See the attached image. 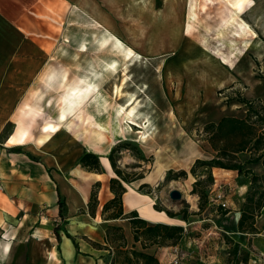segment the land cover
I'll list each match as a JSON object with an SVG mask.
<instances>
[{"label":"rangeland","instance_id":"1","mask_svg":"<svg viewBox=\"0 0 264 264\" xmlns=\"http://www.w3.org/2000/svg\"><path fill=\"white\" fill-rule=\"evenodd\" d=\"M235 1L192 0L198 16L191 23L190 31L186 29V23L191 0L52 1L46 15L39 17L40 27L34 34L42 42L43 65L34 81L32 96L27 100L31 109L18 114L16 124L6 127L0 142L5 147L16 129L15 125H21L30 129L32 135L22 128L14 135L26 134L22 142L28 141V146L44 160H74L83 154L85 147L96 150L94 153L98 156L105 155L111 146L107 154L109 157L114 149L112 167L119 169L127 180H134L161 166V162H168L169 147L176 157V162L172 163L175 168L184 166L188 172L186 176L180 175L184 169L174 168L164 175L155 187L156 209L164 210L168 216L167 211L177 214L173 217L176 223L180 220L189 223L199 216L200 204L204 208L209 204L213 183L206 182L207 166L197 165L196 161L192 164L196 144L191 138L199 131H190L183 126L184 115L181 112L187 105L192 106L191 101L196 105L208 95L227 100L225 96L229 92L222 91L237 74L244 80L237 82V89L229 90L233 97L237 90L243 92L250 86L254 78L264 84V0H241L236 11L233 10V30L228 29L223 36L211 41L212 44L218 39L226 43L234 41L236 46L249 45L248 49L239 48L235 67L225 65L226 69L221 71V59L211 62L205 58L203 49L207 46L204 39L222 26L221 21L230 9L229 2L233 4ZM177 28L180 31L175 39L176 31L173 29ZM115 35L137 51L136 58L126 59ZM104 36H108V44L104 43ZM186 58L198 59V63L195 62L196 66L188 65L189 70L184 67ZM203 61L205 65L197 66ZM213 69L219 70L214 76L224 77L222 86H219V79L215 81L213 76L204 73ZM190 73L197 74L192 76ZM92 77L101 87L107 106L101 109L91 100L95 96H85L78 100L80 112L74 119H69L65 136H62L65 133L59 134V129L44 132L48 123L58 126V110L67 91L81 84L80 79ZM134 100L131 107L137 109L134 111L136 122L131 125V131L113 137L112 129L116 122L125 131V124L129 123L118 114V105L128 106L127 103ZM100 125L107 130L102 131ZM142 128L146 129L143 136L139 134ZM47 136L51 137L49 141H41ZM192 168H195L194 173ZM198 179L204 181L197 187V190L205 191L202 199L193 192ZM173 189L183 193L182 199L170 197ZM262 190L264 185L261 181L253 182L246 197L255 193L256 198ZM184 216L186 220L182 219ZM208 223L213 225L211 221ZM202 227L192 230L183 227V236L168 239L161 247L179 246L183 254L181 264H264V237L255 240L251 251L246 249L248 262L244 263L240 262L244 254L239 253L238 245L227 234L218 228L219 234L205 231L208 235L204 236ZM165 253H160V262L171 264ZM107 258L112 264L113 254ZM116 264H123L122 256Z\"/></svg>","mask_w":264,"mask_h":264},{"label":"crops","instance_id":"2","mask_svg":"<svg viewBox=\"0 0 264 264\" xmlns=\"http://www.w3.org/2000/svg\"><path fill=\"white\" fill-rule=\"evenodd\" d=\"M52 1L54 0H0V138L6 127L16 124L18 114L27 113L31 109L27 100L32 96L34 81L41 73L43 65L42 42L34 34L40 27L39 17L46 15ZM240 1L236 0L233 4L229 2L230 9L221 21L222 26L216 33L204 39V45L212 51H220V59L223 61L221 71L226 69L225 65L235 67L239 60V48H249L246 43L236 46L234 41L226 43L217 39L214 44L211 43L212 40L223 36L228 29L233 30V10L236 11L239 4L237 2ZM190 9L186 23L188 31L198 16L192 0ZM173 31H176V39L180 29ZM197 60L184 59V67L196 66ZM203 65L204 61L197 66ZM217 71L219 70L213 69L204 73L213 76L215 81L221 79L219 86H222L224 77L214 76ZM190 74L195 76L197 73ZM243 80L238 74L235 75L228 84L230 88L225 92L232 94L231 90L237 89V82ZM80 86L81 84H78L67 91L58 110L59 122L56 124L66 127L67 130L69 118L74 119L80 112V100L74 96V89ZM241 93L248 100L264 99V84L254 78L250 86ZM92 96H95V92L90 90L86 97ZM191 103L192 106L187 105L181 113L184 115L183 126L190 131H199V134L191 138L196 144V151L192 154L193 164L197 159L209 160L217 154L206 135L202 133L204 126L209 122L217 123L224 116L244 118L247 115V107L236 99L227 101L211 98L210 95L205 96L201 103ZM63 113L66 115L65 120L61 119ZM20 126L15 125L16 129L10 137L19 128L29 131V135H32L30 129ZM65 135L66 133L62 136ZM28 143L25 141L7 144L0 154V264H107L110 249H113L112 239H106L110 226L122 229L129 248L134 247L155 254L158 258L161 252H167L171 260L173 246L164 248L152 245L143 249L141 242L135 241L130 221L132 212H136L138 217L149 225L178 224L186 230L203 225L204 236L211 232L219 234L216 229L220 228L219 230L227 234L242 250L251 251L255 240L264 237V207L256 218V232H242L239 229L246 193L252 183L251 174L214 167L212 173L215 179L212 189L218 185L228 189L229 208L219 210L208 204L199 216L189 223L181 220L176 223L164 210L156 209L155 202L156 185L176 166L172 164L176 162V157L169 147L168 162H161V166L126 182L112 167L107 154L111 146L107 148L105 155H99L101 171L95 172L84 168L80 162L84 153L96 152L94 149L85 147L83 154H79L74 160H44L34 153ZM262 152L264 153V149ZM237 156L245 170H251L258 176L264 175V156L255 162L250 161L254 156L252 151H242ZM159 169L164 172L162 177L159 176ZM178 169L188 172L184 166L175 168ZM113 178L121 180L126 188L122 196L124 214L120 218L107 215L109 212L103 214L105 204L115 197L111 190ZM194 180L195 178L192 182ZM94 192L96 197L92 199ZM61 205L63 216L60 215ZM210 221L212 226L208 223Z\"/></svg>","mask_w":264,"mask_h":264},{"label":"trees","instance_id":"3","mask_svg":"<svg viewBox=\"0 0 264 264\" xmlns=\"http://www.w3.org/2000/svg\"><path fill=\"white\" fill-rule=\"evenodd\" d=\"M230 88L227 87L222 92ZM221 92V93H222ZM227 101L236 99L246 104L247 115L244 118H238L235 116H224L219 122H209L204 126L203 132L206 138L212 144L217 154L214 158L209 160L197 159V165L207 166V183H214V176L212 169L214 167H220L225 169L238 170L239 173L251 174V181H261L264 185V175H255L251 170H245L243 164L239 160L237 154L242 151H252L254 156L250 161L255 162L260 160L264 153V100L258 98L254 100H248L242 96L241 91L237 90L235 97L232 94H226ZM113 151L109 155V159L113 165ZM259 153V154H258ZM82 166L90 171H101V163L99 156L94 152H87L80 158ZM115 169V167H114ZM191 171L194 173L195 168ZM115 172L124 181L126 178L122 177L121 171L115 169ZM180 175H187V171L184 170ZM202 179H198L195 182L194 193H198L202 199L205 196V191L197 190L198 186L203 184ZM111 190L115 193V197L107 202L104 206L103 214L109 212L107 215L113 218H120L124 214L122 196L126 191V188L122 184L121 180L117 178L111 179ZM96 197V192L93 193L92 199ZM247 203L243 206L242 216L239 221V229L242 232H256V218L260 215L262 208L264 207V190L260 191L258 197L255 198V193L248 194L246 197ZM209 201V198H208ZM204 209V206L200 204V211ZM169 216L175 217L177 214L167 211ZM60 215L63 216V206L61 205ZM182 219L186 220L184 216ZM130 221L132 223L133 234L135 241L141 242L143 249H146L152 245L161 246L166 240L176 239L185 234L184 228L179 225H168L158 223L155 225H149L144 219L139 218L136 212H132L130 215ZM106 239L111 240L113 249L109 246H105L110 249V255L113 254L112 264H116L120 256L123 257V264H162L159 258L155 254H150L145 251L138 250L136 248H129L127 242L122 233V229L119 227L110 226L107 229ZM238 245V244H237ZM100 246V245H99ZM240 254H244V257L240 259V262H248V253L246 250H242L238 245ZM235 252L237 256V252ZM110 264V263H107Z\"/></svg>","mask_w":264,"mask_h":264},{"label":"bare ground","instance_id":"4","mask_svg":"<svg viewBox=\"0 0 264 264\" xmlns=\"http://www.w3.org/2000/svg\"><path fill=\"white\" fill-rule=\"evenodd\" d=\"M238 3H240V2H237V4ZM245 25H246V23H244ZM247 26V25H246ZM109 35H111V34H108V36ZM108 36H104V39H103V41H104V43L105 44H108L107 42H108ZM115 40H116V42L119 44V46H120V48H121V50L124 52V54H125V56H126V59L128 60V61H130L133 57L134 58H136L135 57V55H136V53H137V51L132 47V46H130V45H128V44H125V42H123L122 40H121V38H119L118 36H116L115 35ZM101 41H102V39H101ZM111 46V45H110ZM107 47H109V46H107ZM115 47V46H114ZM117 47V46H116ZM113 48V47H112ZM87 49V48H86ZM203 52H204V54L206 55V59L207 60H209V61H215V60H218V59H220L219 57H220V55H219V53H220V51H217V52H215V51H213V52H211L210 50H209V48L208 47H205V49H203ZM139 56V55H138ZM133 58V59H134ZM132 61H134V60H132ZM223 62V61H222ZM116 63V62H115ZM139 63V62H138ZM116 65V64H115ZM125 67V66H124ZM186 68L187 69H191L188 65H186ZM106 69H108V68H106ZM110 69V68H109ZM124 71V70H123ZM126 71H124V73H125ZM97 73H98V71H97ZM129 73V72H128ZM126 74V73H125ZM123 75V74H122ZM127 76H128V74H127ZM88 78V77H87ZM100 80V79H99ZM80 81H81V86L80 87H77V88H75L74 89V96H75V98L77 99V100H83V98L86 96V94L91 90V91H93V92H95V98L93 97L91 100H94L95 101V103L99 106V107H101V109H103V108H105L106 106H107V100L102 96V92H101V87H99L98 85H97V83H96V81L94 80V78L92 77V78H89L88 80H86V79H80ZM128 83V82H127ZM220 83H221V80H219V85H220ZM121 86V85H120ZM123 89L121 90V94L123 93ZM132 95H134V94H132ZM126 96V95H125ZM135 96V95H134ZM130 98V97H129ZM128 98V99H129ZM134 98V97H133ZM138 99V97H136L135 98V100H137ZM135 100L134 101H130V103H127L128 104V106H125L124 104H119L118 105V109H117V112H118V114L119 115H121L122 116V118L124 119V121H129V123H126L125 125H126V127H127V129H126V131L123 129V127H120V124L118 123V122H116L115 123V125H114V128L112 129V135H113V137H119V136H121L122 134H124L125 132L127 133V132H130L131 131V129H132V127H131V125L132 124H134L135 122H136V119L134 118V111L135 110H137V109H135L134 110V107H131L133 104H134V102H135ZM140 101V100H139ZM69 104L71 105L72 104V101H70L69 102ZM88 105V104H87ZM86 107V106H85ZM138 107V106H137ZM139 118V117H138ZM61 119H63V120H65L66 119V115L63 113L62 115H61ZM70 119V118H69ZM130 120H132V121H130ZM68 121V120H67ZM99 126V125H98ZM143 127V126H142ZM100 128H101V130L102 131H106L107 129L103 126V125H100ZM60 130V135L61 134H63V133H65L66 131H67V129H66V127H61L60 125H55V124H52V123H48V124H46L45 126H44V129H43V131L44 132H49V133H51V132H56L57 130ZM146 130V129H145ZM145 130H143V128L139 131V134H141L142 136L145 134ZM133 131V130H132ZM25 137H26V134H21L20 136L19 135H12L10 138H9V140H8V144H11V145H13V144H17V143H19V142H22V141H24V139H25ZM49 136H47L46 138H44L43 140H41V141H45L46 140V142L47 141H49V139L51 138H48ZM54 141V140H53ZM45 143V142H44ZM163 174H164V172L162 171V170H159V176H163ZM157 176V175H156ZM157 186V185H156ZM48 254L49 255H51V252H49L48 251Z\"/></svg>","mask_w":264,"mask_h":264},{"label":"built area","instance_id":"5","mask_svg":"<svg viewBox=\"0 0 264 264\" xmlns=\"http://www.w3.org/2000/svg\"><path fill=\"white\" fill-rule=\"evenodd\" d=\"M225 99H227L226 96ZM2 147H4V144L0 142V154L2 152ZM1 188L2 186H0V189ZM209 205L219 210H226L229 208L228 193L223 185H218L215 189L211 190ZM172 255L171 264H181L183 254L179 246L173 247Z\"/></svg>","mask_w":264,"mask_h":264},{"label":"water","instance_id":"6","mask_svg":"<svg viewBox=\"0 0 264 264\" xmlns=\"http://www.w3.org/2000/svg\"><path fill=\"white\" fill-rule=\"evenodd\" d=\"M170 197L173 200H180L183 197V193L178 189H173L170 191Z\"/></svg>","mask_w":264,"mask_h":264}]
</instances>
